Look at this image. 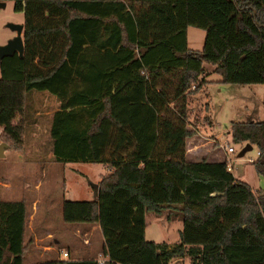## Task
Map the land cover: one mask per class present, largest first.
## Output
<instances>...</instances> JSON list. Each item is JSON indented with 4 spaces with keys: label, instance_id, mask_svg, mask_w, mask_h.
Instances as JSON below:
<instances>
[{
    "label": "trees",
    "instance_id": "16d2710c",
    "mask_svg": "<svg viewBox=\"0 0 264 264\" xmlns=\"http://www.w3.org/2000/svg\"><path fill=\"white\" fill-rule=\"evenodd\" d=\"M0 1L23 14L22 55L0 59V142L20 146L24 102L46 92L57 104L48 127L54 161L109 170L93 199L60 205L64 222L98 227V255L32 264H264V121L227 130L231 144L255 147L262 188L236 179L225 159L185 157L186 140L198 134L190 104L205 93L206 67L219 83L264 90V0ZM188 27L204 33L198 50L187 48ZM135 90L153 114L147 148L132 112L117 107ZM202 108L210 125L207 99ZM110 126L119 134L114 151L132 137L134 157L99 158L96 143ZM164 210L181 222L173 245L144 238L145 212ZM25 227L23 201L0 200V264H24Z\"/></svg>",
    "mask_w": 264,
    "mask_h": 264
},
{
    "label": "rangeland",
    "instance_id": "374dc122",
    "mask_svg": "<svg viewBox=\"0 0 264 264\" xmlns=\"http://www.w3.org/2000/svg\"><path fill=\"white\" fill-rule=\"evenodd\" d=\"M22 12L12 10V2L5 1L4 6L0 7V45L4 44L7 39L14 34L6 24H22ZM203 31L188 27L186 29L187 48L192 50L200 49L203 40ZM1 65V61H0ZM208 66V65H206ZM204 78L208 81L203 96L192 98L190 104V118L192 126L198 127L199 138L193 139L192 143H186L185 147H191L190 153H187V159L196 160L204 155L206 147L213 148L212 140L216 138L219 143H228L234 149L233 153H229L233 174L238 175V180L243 181L250 187L257 185L258 176L252 169L251 161L256 158V149L254 146L250 150H246L241 156H237L241 149V144H231L227 135V130L231 122H263L264 121V90L262 84H230L219 83V77L209 71V66ZM131 86L127 88L128 91ZM134 91V90H133ZM34 93H37L34 91ZM132 100H122L117 103L121 112L124 114L128 110L132 112L131 120L137 125L142 126L141 133L144 136L145 147L148 146V134L153 132V114L150 107L140 101V97L132 93ZM28 98L23 105V114L28 118L32 114L34 101ZM207 99L210 106L209 117L210 125L201 117L204 113L202 105ZM24 122V121H23ZM22 122V124H24ZM109 127L105 137L100 138L96 143V149L100 159L117 158L127 159L134 157L136 154L135 141L128 133L129 141L123 143L114 151V144L119 138L117 131ZM22 137L23 145H27V131ZM192 138V137H190ZM188 138V140L190 139ZM196 145V147H195ZM45 147L42 148L41 155L31 153L23 154L24 162L14 164L20 175H14L9 172L12 169L10 158L6 155L4 159L0 158V180L1 176L5 177L12 185L13 195L10 197H0V200H22L26 211H31V201L33 197L37 200V209L33 210L32 218H26V227L24 229L23 242L26 244V253L24 255V264H32L51 258L63 259L58 251H68L67 258L83 259L92 258L97 255L101 244L102 237L100 231L86 223H68L61 218V201L71 200H90L95 196L96 183L101 175H106L107 169L104 163H88V162H71L60 164L54 161L53 157L46 154ZM28 151H32L29 149ZM8 154V153H7ZM251 159V161H249ZM40 164L46 167L41 170ZM4 169V170H3ZM5 171V172H4ZM39 181L40 187L33 189V185ZM1 183V181H0ZM1 188V187H0ZM168 210H164L160 215L145 212L144 214V238L148 241L156 243L164 242L167 245H173L178 241V232L181 229V222L170 214L166 218ZM32 228L27 226V223ZM33 232V233H32ZM46 232L50 236H45ZM33 235L37 238L33 242ZM86 239V244L83 240ZM32 241V242H31ZM48 246L42 251V246ZM170 264H189L187 257L171 260Z\"/></svg>",
    "mask_w": 264,
    "mask_h": 264
},
{
    "label": "crops",
    "instance_id": "0c3cea01",
    "mask_svg": "<svg viewBox=\"0 0 264 264\" xmlns=\"http://www.w3.org/2000/svg\"><path fill=\"white\" fill-rule=\"evenodd\" d=\"M14 35V34H13ZM211 70V68H209V71ZM31 100L34 101V106L32 108V114L28 117V118H24L22 117V119L20 118L19 115H17L14 119H13V123H17L18 121H20V119L22 120L23 127H24V132L25 133V127H28L27 131H28V135L27 138L28 140V144L27 145H23L22 143V139H21V144L20 146L16 147V148H9L7 147L5 150L2 151V159H4L7 156H9L10 160L9 163H11V167L12 169H9V172H12L15 176L18 174L20 175L18 172V169H16V167L14 166V164H21L22 162H24V157L23 154H27V153H31V154H35V155H41L43 154L41 152L42 148L45 147V152L46 154L52 156L51 152H50V137L48 135V127H49V123H50V116L51 113L56 110L57 104L55 102V99L47 94L46 92H37L34 93L32 92L31 94ZM25 134H23L24 137ZM196 136H198L197 138H199L200 133H198ZM196 136H193L192 138H190L189 140L187 139L185 143H192L193 139H197ZM215 144V146H213V148H209L206 147L204 149V155L200 156L199 158H204L206 161L208 162H218L221 161L225 158H230L229 153L226 151V148L224 147V143H219L216 138L212 140V144ZM228 144V143H227ZM245 144V143H244ZM243 144V146H244ZM196 147V145H195ZM185 157L187 158V153H190L192 150H189V148L191 147H185ZM252 148V145H251ZM29 149H32V151H28ZM192 149V148H191ZM233 149V148H232ZM234 151V149H233ZM232 151V153H233ZM8 153V154H7ZM257 154V152H256ZM190 160V159H189ZM194 160V159H193ZM232 162H234L232 160ZM40 169L41 170H46V167L42 164H40ZM107 169V168H106ZM4 170V169H3ZM232 175L238 179V175H234L233 174V170H229ZM5 172V171H4ZM107 172L109 173V170L107 169ZM103 175H101L97 182L99 181V179L102 177ZM1 183H0V197H10L13 195V191H12V185L8 180H5V177L1 176ZM33 189L37 190L40 187V183L39 181H36L33 185ZM263 187V181L262 178L260 176H258V180H257V185L251 187L252 189H257V188H262ZM19 200V199H18ZM3 201H12V200H8V199H3ZM13 201H17V200H13ZM37 200L35 197H33V200L31 201V211H26V218L31 219L32 218V214H33V210L37 209ZM27 226L32 228V225L29 224V222L27 223ZM94 227H96L98 229V227L96 225H92ZM33 233V232H32ZM51 234L46 232L45 236H50ZM37 240V238L33 235V242H35ZM31 241V242H32ZM83 243L86 244V239L83 240ZM46 248L50 249V247L46 246H42V251L45 250ZM60 252V251H58ZM68 253V251H66ZM98 255V254H97Z\"/></svg>",
    "mask_w": 264,
    "mask_h": 264
},
{
    "label": "water",
    "instance_id": "95a60500",
    "mask_svg": "<svg viewBox=\"0 0 264 264\" xmlns=\"http://www.w3.org/2000/svg\"><path fill=\"white\" fill-rule=\"evenodd\" d=\"M3 6L4 1H0V7ZM6 26L14 32V35L11 38L7 39L4 44L0 45V59L14 52L17 53L18 56L22 55V24L7 23ZM7 147L8 145L6 143L0 142V158L3 156L2 151L5 150ZM250 149L251 145L249 143H245L244 146H242L239 150L237 156H241L246 150Z\"/></svg>",
    "mask_w": 264,
    "mask_h": 264
},
{
    "label": "built area",
    "instance_id": "2783aa9c",
    "mask_svg": "<svg viewBox=\"0 0 264 264\" xmlns=\"http://www.w3.org/2000/svg\"><path fill=\"white\" fill-rule=\"evenodd\" d=\"M1 131H2V127H0V134H1ZM224 147L226 148V151H227L228 153H232L233 149H232V147H230L227 143H224ZM249 161H251V159H249ZM231 162H232V160H231L230 158H225V163H226V169H227V170H231ZM59 255H60L62 258H67V252L64 251V250H61V251L59 252ZM101 261H102V259H101L100 257H98V258L96 259V262H97L98 264H100Z\"/></svg>",
    "mask_w": 264,
    "mask_h": 264
}]
</instances>
